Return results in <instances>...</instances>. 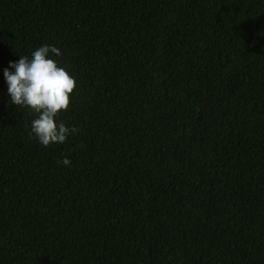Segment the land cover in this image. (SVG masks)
Listing matches in <instances>:
<instances>
[{"label":"trees","instance_id":"obj_1","mask_svg":"<svg viewBox=\"0 0 264 264\" xmlns=\"http://www.w3.org/2000/svg\"><path fill=\"white\" fill-rule=\"evenodd\" d=\"M43 45L47 147L3 74ZM0 264H264V0H0Z\"/></svg>","mask_w":264,"mask_h":264},{"label":"clouds","instance_id":"obj_2","mask_svg":"<svg viewBox=\"0 0 264 264\" xmlns=\"http://www.w3.org/2000/svg\"><path fill=\"white\" fill-rule=\"evenodd\" d=\"M60 55V48L43 45L32 52L31 58L20 56L18 61L10 62L3 73L12 105L27 108L29 115H35L31 134L45 147L65 143L70 135L80 131L59 121L61 112L69 110L70 97L77 88L75 78L50 58ZM57 163L69 166L71 162L65 157Z\"/></svg>","mask_w":264,"mask_h":264}]
</instances>
